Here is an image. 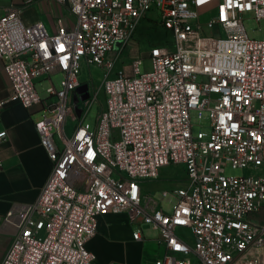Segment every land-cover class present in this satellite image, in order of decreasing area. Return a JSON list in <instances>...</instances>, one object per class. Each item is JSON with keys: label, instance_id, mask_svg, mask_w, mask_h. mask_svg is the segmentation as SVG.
<instances>
[{"label": "built area", "instance_id": "2783aa9c", "mask_svg": "<svg viewBox=\"0 0 264 264\" xmlns=\"http://www.w3.org/2000/svg\"><path fill=\"white\" fill-rule=\"evenodd\" d=\"M12 1L0 16L11 85L0 109H41L35 130L53 169L34 203L2 217L14 239L1 264H96L88 243L109 214H126L137 242L146 241L143 224L160 234L165 253L154 264H264V40L248 37L243 18L264 20V0H51L65 9L53 32L25 22L24 9L37 0ZM145 21L172 43L137 55L132 73L111 75ZM209 31L217 35H203ZM83 64L104 70L99 85L81 80ZM46 79L42 99L36 84ZM84 84L88 99L79 107L87 111L78 116L74 95ZM101 92L105 105L91 130L86 119ZM193 113L207 131L194 134ZM6 137L0 131V142ZM229 163L244 175L227 177ZM169 166L186 173L171 212L143 189Z\"/></svg>", "mask_w": 264, "mask_h": 264}, {"label": "crops", "instance_id": "0c3cea01", "mask_svg": "<svg viewBox=\"0 0 264 264\" xmlns=\"http://www.w3.org/2000/svg\"><path fill=\"white\" fill-rule=\"evenodd\" d=\"M12 4V0H0V16ZM64 13L65 9L51 0H37L34 5L24 9L23 16L27 24L42 22L53 32L54 24ZM10 87L0 61V101L9 97ZM42 114L39 107L28 110L20 103H10L0 109V131H7V137L0 142V158L4 162V167L0 169V264L14 239V230L2 225V217L15 206L34 203L53 169V163L41 146L35 130V122ZM185 182L183 167L175 168L170 175H165L162 169L160 177L151 182V187L147 189L143 184V189L154 196H160L170 205L172 201L174 204L176 202L174 192L184 186ZM163 191H168L169 196L164 198ZM174 204L171 205L172 209ZM162 206L167 212L172 211ZM146 227L152 228L147 224L141 225L142 230ZM136 228L130 224L126 214L101 216L98 232L88 243V249L95 255L96 264H127L130 260L127 255L128 246L141 250L139 259L133 264H143L140 258L144 248L148 254L146 264H154L157 258L162 257L165 248L159 239L147 244L137 242L133 239Z\"/></svg>", "mask_w": 264, "mask_h": 264}, {"label": "rangeland", "instance_id": "374dc122", "mask_svg": "<svg viewBox=\"0 0 264 264\" xmlns=\"http://www.w3.org/2000/svg\"><path fill=\"white\" fill-rule=\"evenodd\" d=\"M244 26L245 30L247 32V35L250 39H256V40H264V20L261 22H257L253 16L252 13H246L244 14ZM203 35H217L216 32H207V34ZM221 36L224 38L226 37L225 33L222 32ZM172 42L170 40V36L165 32L158 24H155L154 22L145 21L142 25V27L139 29V32L132 43L131 47L126 50L120 57V60H118L115 63L114 69L112 71L111 75H115L120 71L125 72L126 74L132 73V63L134 62L137 55L144 56L149 48L154 46H165L170 45ZM112 57V55H110ZM146 67L142 66V72L146 69H149L148 61H145ZM105 72L101 68H89L86 65H82V72H81V80L87 81L91 78L96 82V85H99L104 79ZM52 80L55 83L56 88L59 90L61 89V81H62V75L56 74L52 77ZM50 86V82L48 79L42 80L40 82H37L36 89L38 90L40 97L44 99L46 94V89ZM70 102H72V94L70 96ZM105 105V96L104 93H100V97L96 104L90 109L88 112V116L86 119V123L90 125L91 130H95L97 119L99 117L101 108ZM80 109L87 111V107L85 103L80 104ZM192 123L194 124V134H198L203 131L208 130V121L207 120H201L199 119L198 113L192 114ZM75 128V121L73 118L72 108L70 107L66 114V120H65V132L68 136H71L74 132ZM175 168H180L176 166H170L165 167L163 170L165 171V175H170L174 173ZM225 175L227 177H242L244 175V172L241 169H233L232 165L229 163L226 165ZM152 181H145L144 187L150 188V184ZM149 193V192H148ZM156 198L160 201L161 204H163L166 208L172 209V204H174V201L171 202L170 205H167L165 200L161 198L160 196H156ZM262 215L254 216V220L256 222L261 221ZM144 244H147L149 242H155L157 239L160 238V234L156 231H154L152 228H144ZM179 235L188 243H193L192 234L189 230L186 229H180ZM146 249H143V255L141 256V261L143 264H146L148 262V254L146 253ZM141 250H138L135 246H128L127 248V255L130 259L127 264H133L134 261H137L139 259Z\"/></svg>", "mask_w": 264, "mask_h": 264}, {"label": "water", "instance_id": "95a60500", "mask_svg": "<svg viewBox=\"0 0 264 264\" xmlns=\"http://www.w3.org/2000/svg\"><path fill=\"white\" fill-rule=\"evenodd\" d=\"M87 89H88V86L84 84L76 90V93L74 95L73 104H74L75 111L77 112L78 116L81 115V109L79 107V103L81 101H85L88 99Z\"/></svg>", "mask_w": 264, "mask_h": 264}]
</instances>
